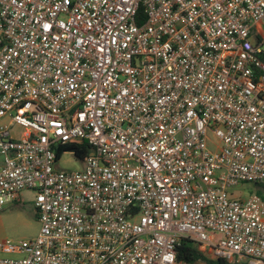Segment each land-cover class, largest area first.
Here are the masks:
<instances>
[{"label": "built area", "instance_id": "2783aa9c", "mask_svg": "<svg viewBox=\"0 0 264 264\" xmlns=\"http://www.w3.org/2000/svg\"><path fill=\"white\" fill-rule=\"evenodd\" d=\"M0 156V264H264V0H0Z\"/></svg>", "mask_w": 264, "mask_h": 264}, {"label": "rangeland", "instance_id": "374dc122", "mask_svg": "<svg viewBox=\"0 0 264 264\" xmlns=\"http://www.w3.org/2000/svg\"><path fill=\"white\" fill-rule=\"evenodd\" d=\"M0 160H3L0 156ZM59 168L67 171L80 170L83 167L81 160L76 158L70 151L65 152L58 161ZM257 192V186L253 183H244L235 186L229 190L230 194L242 195L248 197ZM19 202L16 205H7L5 208L6 213H9L5 220L4 229L0 232V240L11 239L20 241L30 239L37 235L40 229V223L36 217V192L33 190L23 191L19 197ZM0 256H3L0 253ZM179 264H185L180 262ZM198 264H206L199 262ZM241 264H246L243 261Z\"/></svg>", "mask_w": 264, "mask_h": 264}, {"label": "trees", "instance_id": "16d2710c", "mask_svg": "<svg viewBox=\"0 0 264 264\" xmlns=\"http://www.w3.org/2000/svg\"><path fill=\"white\" fill-rule=\"evenodd\" d=\"M72 150H77V156L82 158L86 153L90 152V146L88 143L80 145L68 143L58 150V159H60L65 152ZM178 262L185 264H198L199 262H205L206 264H236L228 262L223 258H211L206 256L189 239L183 240L179 246Z\"/></svg>", "mask_w": 264, "mask_h": 264}, {"label": "crops", "instance_id": "0c3cea01", "mask_svg": "<svg viewBox=\"0 0 264 264\" xmlns=\"http://www.w3.org/2000/svg\"><path fill=\"white\" fill-rule=\"evenodd\" d=\"M2 164V160H0V165ZM18 202H19V199H17L15 202H13V203H11V204H9L10 206L13 204V205H16V204H18ZM5 211V210H4ZM4 211H2V212H0V232L4 229V226H5V220H6V218H7V216L9 215V213H6V212H4ZM36 217H37V210H36ZM38 219V218H37ZM0 241H2V240H0Z\"/></svg>", "mask_w": 264, "mask_h": 264}]
</instances>
